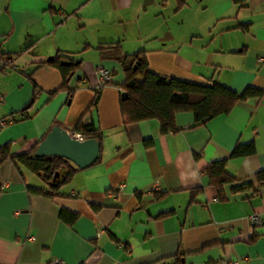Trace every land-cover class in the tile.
<instances>
[{
  "label": "crops",
  "instance_id": "crops-1",
  "mask_svg": "<svg viewBox=\"0 0 264 264\" xmlns=\"http://www.w3.org/2000/svg\"><path fill=\"white\" fill-rule=\"evenodd\" d=\"M0 41L12 58L0 119H13L0 146L29 152L52 125L72 131L79 119L102 133L100 157L55 175L53 194L0 151V264H264V0H0ZM111 41L144 50L153 71L261 94L195 126L190 110L165 132L156 118L124 122L121 65L99 48ZM57 52L81 61L64 88L57 67L36 66ZM99 65L113 71L102 86ZM247 142L254 152L232 154ZM220 159L234 178L219 196L204 168ZM247 179L255 191L236 187Z\"/></svg>",
  "mask_w": 264,
  "mask_h": 264
},
{
  "label": "trees",
  "instance_id": "trees-1",
  "mask_svg": "<svg viewBox=\"0 0 264 264\" xmlns=\"http://www.w3.org/2000/svg\"><path fill=\"white\" fill-rule=\"evenodd\" d=\"M179 4L181 5L182 2ZM99 48L103 58L115 59L121 65L124 79L120 83L119 107L124 122L156 118L160 121L161 130L165 132L175 129L174 115L176 112L190 110L194 113V122L191 126H195L205 123L217 114L227 112L240 98H246L250 94H261L259 89L253 87H248L238 93L215 79L195 82L153 71L148 67L144 50L127 53L122 49L119 41L100 43ZM80 62V59L74 58L69 53L57 52L36 66L48 64L57 67L63 80L60 88H64ZM23 116L27 115L23 114ZM72 131L79 132L85 137H95L99 141L102 137L99 128L84 123L82 119L74 124ZM35 148L36 145L29 152L9 154L8 144H4L0 146V151L4 156H9L13 161L24 163L33 172L40 175L48 183V191H52L51 194H53L54 191H58V184L52 183L56 179L55 172L57 171L59 174L60 170L64 168L63 181H66L79 167L59 155L35 156L33 154ZM254 149L252 142L240 143L235 146L232 154H249L254 152ZM225 166V160L220 159L210 162L204 168L210 181L217 187L219 196L222 193L223 182L234 178ZM256 178L259 183H264V168L256 173ZM251 183L252 181L248 179L238 181L236 187L246 186L253 192L256 188L252 187ZM34 189L40 190L39 188ZM71 218H75V215H72Z\"/></svg>",
  "mask_w": 264,
  "mask_h": 264
},
{
  "label": "water",
  "instance_id": "water-1",
  "mask_svg": "<svg viewBox=\"0 0 264 264\" xmlns=\"http://www.w3.org/2000/svg\"><path fill=\"white\" fill-rule=\"evenodd\" d=\"M35 156L59 155L79 168H85L100 157V141L95 137L77 139L59 124H54L38 142ZM58 175V172H55Z\"/></svg>",
  "mask_w": 264,
  "mask_h": 264
},
{
  "label": "built area",
  "instance_id": "built-area-1",
  "mask_svg": "<svg viewBox=\"0 0 264 264\" xmlns=\"http://www.w3.org/2000/svg\"><path fill=\"white\" fill-rule=\"evenodd\" d=\"M12 62V58L11 57H3L1 54V41H0V70H3L8 63ZM95 74H96V78H97V86H102L103 84L107 83V82H111L113 80V73L111 71V69L104 67V66H97L95 69ZM13 121L12 118H8V119H0V126H3L7 123H11ZM70 134L74 137H76L77 139H83L85 138V136H83L81 133L79 132H72L69 131ZM249 219L251 224H258L260 222L259 216L256 213H253L251 215H249ZM32 238V237H31ZM53 263L54 264H65V261L59 257H54L53 258Z\"/></svg>",
  "mask_w": 264,
  "mask_h": 264
},
{
  "label": "rangeland",
  "instance_id": "rangeland-1",
  "mask_svg": "<svg viewBox=\"0 0 264 264\" xmlns=\"http://www.w3.org/2000/svg\"><path fill=\"white\" fill-rule=\"evenodd\" d=\"M64 172H65V169L62 168V169L60 170V174H61V175H59V176H62Z\"/></svg>",
  "mask_w": 264,
  "mask_h": 264
}]
</instances>
